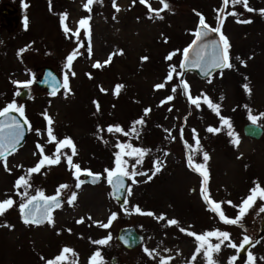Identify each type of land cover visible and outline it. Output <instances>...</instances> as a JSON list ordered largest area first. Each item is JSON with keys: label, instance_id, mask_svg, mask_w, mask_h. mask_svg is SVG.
I'll use <instances>...</instances> for the list:
<instances>
[{"label": "rangeland", "instance_id": "374dc122", "mask_svg": "<svg viewBox=\"0 0 264 264\" xmlns=\"http://www.w3.org/2000/svg\"><path fill=\"white\" fill-rule=\"evenodd\" d=\"M85 3L86 0H0V110L15 102L23 107V117L31 126H27L17 150L7 157L10 171L0 163V201H14L0 215V264H47L64 248L72 253L65 254L67 260L60 264H90L96 252L100 253L98 264H161V258L168 264H207L204 249L196 253L200 242L186 232L217 230L229 233L230 241H224L219 252L212 254L215 264H248L249 253L255 264H264V231L259 227L264 217L259 209L264 207V200L256 199L238 224H225L203 200V177L195 170V165H205L209 176L203 185L206 194L222 202L228 218L238 215L239 206L256 184L264 188V118L257 120L263 127L260 137L247 136L242 131V124L251 121L250 114H264V15L260 12L264 0H248V7L255 10L252 12L239 4L226 9L238 14L226 15L221 27L230 44L232 67L217 69L204 78L193 71H182L179 60L199 21L196 13L215 29L216 10L223 7L222 0H167L168 10L160 13L163 19L149 12L139 0L135 4L133 0H115L119 12L113 8V0L94 2L90 11L83 7ZM148 3L153 9L162 7L158 0ZM9 7L14 8L12 13L5 11ZM65 13L68 33L63 31L60 20ZM82 18H90L87 31L79 28ZM77 29L79 39L72 35ZM74 51L69 70L66 58ZM170 54L172 59L167 60ZM142 57L147 59L142 61ZM97 62L101 67L93 66ZM45 65L54 68L61 78L62 85L55 95L35 83ZM171 66L176 69L173 79L165 88L156 90L154 86L165 82ZM180 72L183 75L177 76ZM65 74L70 91L63 87ZM29 81L26 96L16 95L22 88L16 82ZM182 82L189 85L193 98L203 94L218 105L219 115L203 100L199 108L192 105ZM118 85L123 87L116 93ZM173 87L177 88L175 93ZM170 95L174 98L166 101ZM145 109L151 110L146 116ZM45 113L53 121L50 127L56 140L73 141V163L82 170L101 172L99 181L82 183L77 189L75 169L63 156L60 163L46 164L39 173L27 175V170L41 159L37 144L44 147L46 155L55 152L56 144L48 142ZM221 117L230 121L233 136L228 135L227 126H222ZM141 118L144 123L136 125L138 135L107 131L109 126H120L130 132L133 122ZM208 127L221 130L210 133ZM236 138L238 144L233 142ZM118 143L146 152L135 171L147 175H137L136 183L126 177L127 205H119L111 195L105 172L115 169L118 152L122 161H127L126 170H133L135 159L125 154L129 150L122 152ZM63 151L71 154L70 149ZM205 153L209 156L207 162L203 160ZM156 160L163 161V165L153 176ZM20 176L28 179L30 187H14ZM82 177L83 174L80 181ZM61 185L68 187L60 190L63 201L52 210V223L25 224L20 204L38 191L56 195ZM18 192H26L27 196ZM73 192L77 198L69 205L67 200ZM227 201L231 205L223 203ZM136 206L154 216L137 213ZM113 213L116 219L110 226L100 227L99 223H107ZM161 215L166 219L158 220ZM81 219L83 222L77 223ZM172 219L179 222L178 226L167 223ZM124 224L134 225L142 234L135 247H124L116 238L117 229ZM109 236L107 244L94 243ZM245 236L256 240L246 252L227 246L229 242L239 246ZM208 243L215 245L219 240L210 237ZM111 256H115L114 262Z\"/></svg>", "mask_w": 264, "mask_h": 264}, {"label": "snow or ice", "instance_id": "6c2138e0", "mask_svg": "<svg viewBox=\"0 0 264 264\" xmlns=\"http://www.w3.org/2000/svg\"><path fill=\"white\" fill-rule=\"evenodd\" d=\"M94 2H100V0H86V3L84 4L85 10L90 11V6ZM136 0H133V4H135ZM160 5L162 6L159 9H153L151 5L148 3V0H139V3L142 5H145L148 8V11L153 13L155 16H157L160 19H163L162 16H160V13L162 11L168 10L169 5L167 3V0H158ZM241 5L244 7V9L248 12L255 11L254 9L248 7V0H222V5L223 7L221 9H217V27L215 29H212L207 25L205 18L200 14L196 13L199 16V24L197 31L194 33L195 39L193 40L192 44L189 45V47L183 49V57L184 60L181 63L180 67L181 69L185 68L186 64L191 62L193 67H201V70L204 72L205 75H208L209 72L207 69H212V68H219V69H224V68H231L232 64L230 63V57H229V49H230V44L227 40V38L223 35L221 32V27L223 25V19L226 18V15H238L236 12H226V9L231 6L235 7L236 5ZM28 5L25 4L24 7L26 8ZM113 8L119 12L120 9L116 5L115 0H113ZM51 10V8H50ZM261 14L264 15V9L260 10ZM223 14V15H222ZM66 18L67 14H61L60 20H61V25L63 26V31L65 33L70 32V29L66 25ZM150 19L152 18L151 16L149 17ZM89 19L90 18H82L80 19L79 23V28L80 29H85L86 31L88 30V25H89ZM238 23H251L250 20H237ZM25 25H27V19H25ZM210 32H215L219 35V40H212L208 44H204L200 47L199 51L196 52V58L194 60L190 61V57L192 55L193 49L196 47L197 43L201 41L204 37H206ZM72 35L76 36L77 39H79V29H77L76 32H73ZM166 42V41H165ZM82 46V45H81ZM211 47L212 49V57L211 61L208 64H205L202 67V62L205 61V57L207 55V49ZM23 51V50H21ZM89 53H91V47L89 46L88 48ZM76 55V52L74 51L72 54L68 55L66 60H67V67L69 70H71V65L73 63V59ZM172 55L170 54L169 56L166 57L167 60L172 59ZM147 57H142V61L146 60ZM239 59V57H237ZM111 60V56L109 57V61ZM109 61H106L105 63H108ZM96 68L101 67V64L97 62L96 64L93 65ZM176 72V69L174 66H171L170 71L167 74V77L165 79L164 83H160L155 85L156 90H160L165 88V85L167 82H170L173 79V73ZM72 75H75L73 72ZM177 76H182L183 73H176ZM211 82V81H209ZM18 86H22L27 88L31 81L25 82L23 84H20V82H16ZM63 87L66 91H70L69 84H68V75L65 74L64 76V83ZM123 87L122 85L116 86L115 92L119 93L120 88ZM181 87L187 96L189 102L196 106L197 108L200 107L201 100H203V103L207 104V106L213 111L216 112L217 115H219V106L215 105L212 103V101L205 95L201 94L199 97L193 98L190 94L189 90V85L186 82H182ZM244 88L247 92L250 94V89L248 88L247 85H244ZM101 91H104L101 89ZM177 91L176 87L172 88V92L175 93ZM53 95L56 94V89H53L52 92ZM16 95H19V93H16ZM174 97L173 96H168L166 98V101H171ZM166 101H162V104ZM94 104L97 106V110H99V105L98 102L94 101ZM172 109H169L171 111ZM150 109H145L144 114L145 116L150 112ZM250 111V110H249ZM11 112H16L19 113V115L23 118L24 116V109L22 106L18 107L15 102L7 104L2 110H0V117L6 118L4 121H0V163L3 164L4 168L6 171H10L7 167V157L9 155H12L16 150L17 146L20 144L21 140L23 139L24 136V131H25V126L27 125L28 128L30 129V124L26 118H23V122L21 120L17 119L15 116H9V113ZM45 119L47 120V123L49 127L47 128V136H48V142L49 143H55L56 148L55 152L52 154V156L46 155L44 153V147L40 144H37V149L39 152V155L41 156V159L38 161V163L27 170V175L31 176V174H36L39 173L41 168L46 166L54 165L60 163L61 156L66 160L67 164L70 166L71 169H75V178L77 180V183L75 187L77 189L80 188L82 183L88 182V181H80L79 177L80 175H86L88 177H91L92 183H95L99 180V174H93L90 170H82L78 164L73 163V156L76 155V150L73 141L71 138H64L63 140H56V137L53 135V130L50 127V125L53 123L50 117L47 116V114H44ZM260 118H264V114H261L259 117L254 116V115H249V119L253 124H256L257 120ZM222 121V126H227L229 128L228 135L233 136V132L230 130L231 129V124L230 121L227 118L221 117ZM144 123V119L141 118L135 122H133V126L130 130V132H124V130L120 126H109L107 131L108 132H116V133H123L125 136H128L130 134H137V129L136 125L140 124L142 125ZM221 129L219 128H213V127H208L207 131L210 133H218ZM167 131V130H165ZM181 131V136L183 135V129ZM195 133V130H193ZM37 134H39V130H37ZM234 143L238 144V138L234 139ZM197 145L199 144L198 138L196 139ZM117 147L121 149L122 152L124 150H129L125 152L126 155H128L130 158L135 159V164L132 166L133 170L131 172H128L126 170V165L127 161H122L121 159V153L118 152L115 154V169L114 170H108L106 169L105 172L107 173V180L110 185H112L117 191L122 189L124 187L123 184V179L124 177H128L129 179L132 180L133 183H136L135 177L137 175H147L145 172H136L135 167L136 165H139L143 157L145 156L146 152L143 149L140 148H135L130 144H121L118 143ZM63 149H70L71 154L68 152H64ZM198 150V149H197ZM135 153V157H132V154ZM36 153H34L35 155ZM167 155V153H165ZM203 160L207 162L209 160V156L205 153L203 154ZM163 165V161L156 160L153 162V176L161 171V167ZM189 166H192V157L189 156ZM195 170L199 172V174L203 177V182H202V187H201V196L205 203L209 206V210L215 214H217L220 218V220L225 223V224H238L242 218L247 214V211L254 205L256 199L264 200V188H261L259 184H256L254 188L250 190V195L247 196L246 199L242 201L241 206H239V211L238 215L235 218H228L225 216L223 210H222V202H215L210 199L209 195L206 194V189L203 185H206L209 179L208 172L205 168L204 164H197L195 165ZM149 180L152 179V176L148 177ZM15 188L19 189L21 187H30L29 181L25 176H20L17 178L15 181ZM67 185H61L60 188L57 190V194L55 196L47 197L43 194V192H37L35 196H30L26 202L20 204V212L21 216L23 219V222L25 224H35L39 225L44 223L45 221L52 223V218H51V212L52 210L59 208L61 206V202L59 200V195H60V190L67 188ZM128 194H131V188L129 187L127 189ZM22 196H27V193H17ZM77 196L76 193L73 192L69 199L67 200V203L69 205H72L73 202L76 200ZM38 201H43V205H40ZM128 201L125 199L124 205H127ZM231 205V201L223 202ZM14 205V201L11 198H7L3 201H0V215H3L4 212L8 209L11 208ZM137 213L143 214V215H148V216H154V213L152 212H141V209L136 206L134 209ZM260 212H264V207H261L259 209ZM89 219H91L89 217ZM116 219V214L113 213L107 223H99V226L102 228H108L110 224L112 223L113 220ZM158 220H164L166 219L163 215L160 217H157ZM83 219L78 220L77 223H82ZM169 225L173 226H178L179 222L175 219L167 221ZM6 227H11L10 225H5ZM70 231V230H69ZM181 232H185L186 230L184 228H180ZM187 235L189 236H194L197 241L200 242L199 247L196 250L197 254H200L201 249H204V256L206 258L207 264H215L213 260V255L215 253H218L221 247V244L224 243V241H230V234L227 232H221V231H210L206 232L204 234H195L190 231L186 232ZM210 237H215L217 240H219V243L212 245L208 243V238ZM222 238V239H221ZM111 239V237H107L105 239L95 241L94 243L96 244H107L108 241ZM253 244V241L250 240L249 237L245 236L243 238V242L237 246L234 243L229 242L228 247L232 248H239L241 250L245 249L246 245ZM145 252L151 256L152 253L148 250L145 249ZM72 253L71 249L64 248L61 251V254L58 255L57 257L54 258V260L48 261L47 264H60V262H64L67 260V256L65 254H70ZM100 257V253L96 252L94 256L91 258L90 264H98L97 258ZM195 256H193V260H195ZM43 259V257H42ZM231 260H235V257H232ZM161 264H168V261L164 258H161ZM248 264H255V258L249 253L248 255Z\"/></svg>", "mask_w": 264, "mask_h": 264}, {"label": "water", "instance_id": "95a60500", "mask_svg": "<svg viewBox=\"0 0 264 264\" xmlns=\"http://www.w3.org/2000/svg\"><path fill=\"white\" fill-rule=\"evenodd\" d=\"M198 24H199V22L197 23L195 32L197 31ZM209 27L212 28V26H210V25H209ZM195 38L196 37L194 35L192 37L191 41L189 42V44L186 46V48L189 47V45L192 44V42H193V40ZM212 40H219V35L217 33H215V32H210L206 37H204L201 41H199L197 43L196 47L193 49L192 55L190 57V61L194 60L196 58V52L199 51V49H200V47L202 45L208 44ZM211 57H212V49H211V47H209L207 49V55L205 57V61L202 62V67L205 64L210 63ZM183 60H184V57H183V54H182L181 58H180V61H179L180 65L183 62ZM217 69H219V68L207 69V71L209 72V74H211L212 72H214ZM181 70L184 71V72L193 71L197 76H199L201 78L207 77L209 75V74L205 75L204 72L201 70V67H193L191 62L186 64L185 68H183ZM35 83L37 85H39V86L45 87L48 92H53L54 88L56 90H58L61 87V80L59 78V75L50 65H45L42 68V72H41L39 78L35 79ZM18 93H19V95H18L19 97H21V98L25 97L26 94H27V88L22 87L18 91ZM9 116H15L17 119H19V120H21V122H23V118L24 117L22 118L16 112L9 113ZM5 119L6 118H4V117H0V121H4ZM26 130H27V125L25 126L23 139L25 137ZM242 131L247 136L258 138V137L261 136V134L263 132V127H262L261 124H259L257 122H256V124H253L251 121H247V122H244L242 124ZM23 139L21 140V142L23 141ZM21 142H20V144H21ZM91 172L93 174H99V180L101 179V177H102L101 172H97V171H91ZM81 180L90 182L91 181V177L83 175ZM123 184H124V187L122 189H120L119 191H117L112 185L109 184L111 195L115 199L118 200V204L119 205H123L124 201H125L124 195H125V189H126V184H127V178L126 177H124V179H123ZM51 196H55V195H49L47 197H51ZM59 200H60V202L63 201V197L60 196V195H59ZM38 203L40 205H43V201H38ZM20 215H21V212H20ZM259 227H260L261 230L264 231V217L260 220ZM116 238L121 242V244L123 246H125L127 248H132V247H135L137 244H139L141 242L142 234L135 228L134 225H132V224H124V225H121L117 229ZM253 243H254V240H253ZM250 245H252V244L246 245L245 249H243V250L239 249V251L240 252H245ZM114 260H115V256H111V262H114Z\"/></svg>", "mask_w": 264, "mask_h": 264}, {"label": "flooded vegetation", "instance_id": "af4514ba", "mask_svg": "<svg viewBox=\"0 0 264 264\" xmlns=\"http://www.w3.org/2000/svg\"><path fill=\"white\" fill-rule=\"evenodd\" d=\"M5 11L9 12V13H12L14 11V8L9 7V8H6Z\"/></svg>", "mask_w": 264, "mask_h": 264}]
</instances>
